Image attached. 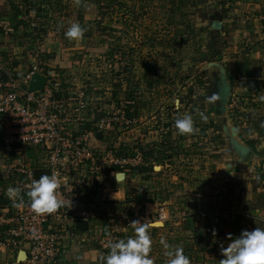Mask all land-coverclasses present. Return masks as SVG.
Wrapping results in <instances>:
<instances>
[{"label": "rangeland", "instance_id": "obj_1", "mask_svg": "<svg viewBox=\"0 0 264 264\" xmlns=\"http://www.w3.org/2000/svg\"><path fill=\"white\" fill-rule=\"evenodd\" d=\"M4 2L0 10V18H3L0 29L5 42L14 45L19 54L25 53L23 58L15 60L16 69L27 66L30 57L39 61L41 47L52 51L53 46L56 49L59 46L76 63L69 70V74H73L70 78H82L77 60L83 59L81 52L85 49L82 69L86 70L83 75L86 74L82 79L89 97L100 98L105 109H109L111 96L130 99L135 110L142 109L146 117L149 113L148 128L158 135V140L164 137L163 154L167 153L165 157L174 160L170 164L173 172L170 175L174 177L176 173L177 177L180 171L184 174L181 180L169 179L164 189L158 188L154 214L148 216L140 209L137 215L133 214L140 222L165 225L150 231V258L154 264L168 262L161 240L172 247H182L191 264H219L223 259L221 235L217 232L215 237L209 236L217 228H209L211 233L207 230L204 235L194 232L190 225L198 207L196 200L207 196L203 191L199 192L201 196H196L190 174L204 170L205 165L200 163L208 159L230 155L232 160L240 154L236 145L244 142L238 132L241 115L228 105L225 106L230 110L228 113L220 111L217 85L224 71L212 65V62L218 65L220 62L219 37L214 38L213 56L205 55V35L212 29L211 24L226 19L230 11L241 9L242 0H80L78 5L74 0H36L32 5L36 8L27 0ZM72 23H79L85 29L83 38L69 40L65 37ZM213 95L218 98L208 103L207 98ZM185 113L192 115L194 126L199 129L195 135L177 134L174 122ZM225 121L232 135L223 128ZM139 122L142 120L137 118V125ZM234 165L227 169L237 166ZM199 166H203L202 169ZM1 177L0 192L5 196L10 186L4 185ZM5 197L0 200L9 202ZM214 207L217 211L222 209ZM160 213L162 220L158 218ZM133 235L134 229H131L124 236ZM101 249L104 256L99 264H104L109 247Z\"/></svg>", "mask_w": 264, "mask_h": 264}, {"label": "crops", "instance_id": "obj_2", "mask_svg": "<svg viewBox=\"0 0 264 264\" xmlns=\"http://www.w3.org/2000/svg\"><path fill=\"white\" fill-rule=\"evenodd\" d=\"M4 1L0 0V10L5 4ZM242 3L241 9L230 11L227 18L220 22L219 30H207L205 55L213 56L214 38L219 37L222 45L221 52L217 56L220 55V62L219 65L218 62L216 64L212 62V65L224 71L230 86L227 105L230 110L232 107V111L241 115L238 132L240 138L244 140L242 146L246 147L248 152L246 154L239 152L240 154L232 157V160L230 155L221 156L216 160L208 159L200 163L205 165L204 170L198 171L196 167L197 171L190 174L195 184L194 190H197L196 196H201L199 192L202 191L204 195H207L201 200H196L195 204L198 207L194 216L191 217L193 221L190 222H193V225H190L194 232L196 231L197 234L203 232L204 235L207 230L211 233L209 228H217L216 233L221 235V244L224 247L230 243L227 239L228 234L235 238L243 230L251 231L255 227L264 229V101L260 99L264 96V0H242ZM1 19L3 18H0V26L3 24ZM4 37L0 29V61L2 62L0 65L14 77L20 78L33 59L26 53L27 57H30L27 59L28 65L18 66L16 69L15 60L23 58L22 55L25 53L21 55L16 52L14 45H7ZM52 48L53 50L49 51L45 50V46L41 47L42 56L39 54L41 57L37 56V58L41 64L53 70L59 69L58 73L65 74L70 79L73 74H69V70L76 63L71 61L69 54L63 52L64 49L60 50L59 46L57 49L54 46ZM81 53L83 59L77 60V67L79 71H82V74H79L84 78L86 72L84 75L83 73L86 70L82 67L85 66L86 61L85 49ZM115 66L114 73L117 72ZM95 99L90 100L93 101L94 108L98 110L103 104L102 101L100 104L97 103ZM132 106L133 102L128 98L119 99L111 96L109 109H106L109 112H117L118 116L120 112L123 113L128 127L122 129L120 123L116 124L113 126L110 138L100 135L91 136L89 144L92 147L101 148L106 144V140L117 141L120 152H126L129 149L138 152L141 156V165L131 170V179L126 176L123 182L117 184L115 180H111V184L114 182L117 187L115 193L109 194L111 202L107 203V208L105 204L92 207L88 204L90 194L88 192L82 194L83 201H79L81 203L79 209L93 212L96 215L95 219L88 223L87 232L77 231V239L71 240L63 235L61 242L63 255L56 264L101 263L104 252L98 245V239L105 238L109 234L113 215L117 212L137 215L139 209L148 216L154 214L157 205L154 197L158 195L159 187L164 189V184L167 185L169 179L181 180L180 176L184 174L180 171L177 177L176 173L174 177L170 175L173 173L170 170L172 167L170 164L174 160L170 156L165 157L167 153L163 154L164 149L166 150L164 137L160 136L162 141L158 140V135L148 128L149 113L146 112L148 115L146 117L142 114L144 112L142 109L135 110ZM230 110L227 108L226 112ZM93 116L97 118L96 115ZM137 118L142 120L139 125H137ZM222 126L226 132L233 133L227 121ZM235 163L237 164L235 168L227 169ZM202 167L199 166L201 169ZM112 173L116 178L119 172L117 173L114 169ZM213 194L216 195L212 196ZM137 196L141 198L137 199ZM1 203L8 202L1 200ZM214 206L222 207V209L217 211ZM209 236L215 237L213 233ZM119 238L127 239L123 238V235H119ZM15 255V251L1 247L0 264H9V262L14 264L17 260Z\"/></svg>", "mask_w": 264, "mask_h": 264}, {"label": "built area", "instance_id": "obj_3", "mask_svg": "<svg viewBox=\"0 0 264 264\" xmlns=\"http://www.w3.org/2000/svg\"><path fill=\"white\" fill-rule=\"evenodd\" d=\"M0 175L7 187L20 189L23 205L17 207L0 200V248L25 253V260L14 264H56L63 255V235L77 239L75 223L90 221L95 214L79 209L82 194L88 192V204H105L116 185L130 177L131 170L141 165V156L133 149L120 152L119 143L105 141L101 148L89 144L91 136L110 138L113 126L128 127L123 113L109 112L102 105L95 109L87 93L84 79L68 78L32 60L20 78L0 65ZM35 74L45 79L44 87L28 92L27 86ZM95 90V89H93ZM100 104L101 99H95ZM93 115H96L95 118ZM93 120H95L93 122ZM31 150V156L27 150ZM114 169L123 174L117 181ZM34 170H48L60 180L59 198L65 206L52 214L35 213L26 193ZM137 186V185H136ZM3 193L0 192V199ZM5 197V198H6ZM159 220L163 214H159ZM140 221L126 212L112 217V227L98 244L107 250L110 242L120 240ZM79 232V231H78ZM80 233V232H79Z\"/></svg>", "mask_w": 264, "mask_h": 264}, {"label": "clouds", "instance_id": "obj_4", "mask_svg": "<svg viewBox=\"0 0 264 264\" xmlns=\"http://www.w3.org/2000/svg\"><path fill=\"white\" fill-rule=\"evenodd\" d=\"M77 5L80 0H74ZM85 29L79 23H72L66 32L65 37L69 40L83 38ZM218 97H208V103H214ZM264 101V96L260 97ZM177 134L195 135L199 129L194 126L191 114L185 113L174 122ZM60 180L57 175H42L39 180L33 179L29 184L26 193L30 201L31 209L38 214H52L65 206V201L59 198L58 189ZM20 189L8 188L7 195L15 206L23 205L20 198ZM134 235L127 239L109 243V252L104 257V264H154L150 258L152 250V238L150 231L156 225L147 222L133 221L131 223ZM216 230L213 229V236ZM230 243L227 247L221 245L220 254L223 257L219 264H264V229L255 227L253 230H243L238 237L228 234ZM165 255L168 257L167 264H191L190 259L184 254L182 247H172L166 241L161 240Z\"/></svg>", "mask_w": 264, "mask_h": 264}, {"label": "water", "instance_id": "obj_5", "mask_svg": "<svg viewBox=\"0 0 264 264\" xmlns=\"http://www.w3.org/2000/svg\"><path fill=\"white\" fill-rule=\"evenodd\" d=\"M211 28L215 30H219L221 28L220 22H214L211 24ZM45 85V79L42 75L35 74L31 77L28 86L27 91L28 92H36L41 90ZM217 89L219 90V102H220V111L223 113L226 111L225 106L228 103V98L230 95V86L226 81L225 75L220 76V81L217 85ZM237 149L243 153L246 154L248 152L247 148L242 145H237ZM27 155L31 156V150H27ZM50 175L48 170H34L32 173L33 179L39 180V178L42 175ZM123 174L120 173L116 176L117 181H121L123 179ZM75 229L80 232H87L88 231V223L86 221H77L75 223ZM20 259V260H19ZM25 260V253L23 251L18 253L17 261L22 262Z\"/></svg>", "mask_w": 264, "mask_h": 264}, {"label": "trees", "instance_id": "obj_6", "mask_svg": "<svg viewBox=\"0 0 264 264\" xmlns=\"http://www.w3.org/2000/svg\"><path fill=\"white\" fill-rule=\"evenodd\" d=\"M27 1H30L31 3V6L34 5L36 3V0H27ZM33 8H36L35 6H32Z\"/></svg>", "mask_w": 264, "mask_h": 264}]
</instances>
